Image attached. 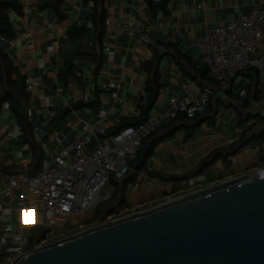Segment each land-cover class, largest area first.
<instances>
[{
    "label": "crops",
    "instance_id": "obj_1",
    "mask_svg": "<svg viewBox=\"0 0 264 264\" xmlns=\"http://www.w3.org/2000/svg\"><path fill=\"white\" fill-rule=\"evenodd\" d=\"M149 1L16 0L18 8L7 10L0 50L15 71L0 73V171L36 175L41 160L64 145L84 135H93L92 146L106 142L127 124L157 118L171 97L184 98L205 84L214 90L208 105L193 118L162 120L146 139V146L153 143L146 163L134 170V162L127 175L112 176L101 191L111 196L103 204L123 198L121 213L140 212L264 164V136L235 153L211 157L215 151L227 153L243 136L264 133V93L258 70L251 68L222 91L209 77L196 43L218 21L264 0ZM95 13L103 16V28ZM131 20L149 25L148 46L129 26ZM27 78L37 85L28 87ZM241 87L247 90V105L233 106L228 97ZM93 216L88 213L69 228L82 227ZM43 221V210L31 195L21 208L0 190V234L12 223L32 249L42 237ZM5 258L0 245V264Z\"/></svg>",
    "mask_w": 264,
    "mask_h": 264
},
{
    "label": "built area",
    "instance_id": "obj_2",
    "mask_svg": "<svg viewBox=\"0 0 264 264\" xmlns=\"http://www.w3.org/2000/svg\"><path fill=\"white\" fill-rule=\"evenodd\" d=\"M129 26L136 31L142 44L148 46L151 41L149 25L131 20ZM262 40L264 3L257 4L248 12L240 9L225 22L218 21L198 36L196 43L202 49L201 62L209 77L219 83L222 91L230 90L232 81L241 72L255 68L260 74L264 93ZM258 49L261 52L257 53ZM26 84L31 87L37 85V81L27 78ZM213 94V88L205 84L198 86L197 93L187 91L184 98L173 96L166 111L159 112L157 118L124 126L110 140L95 146H92L93 135L77 138L73 143L64 145L58 153L44 157L40 172L36 175L0 171V190L3 193L21 208L26 207V198L31 195L44 215L42 237L32 249L27 248V237L16 231L12 223L4 226L0 245L6 256L5 261L11 262L14 258L64 238V228L88 213L94 214L98 206L111 197L101 195L110 178H121L132 170V162L137 158L143 139L152 134L164 119H174L180 115L195 117L208 105ZM246 94V88L241 87L228 100L233 106H241ZM51 115L54 116L55 112H51ZM86 128L90 129L89 126ZM11 133L12 130L8 132Z\"/></svg>",
    "mask_w": 264,
    "mask_h": 264
},
{
    "label": "water",
    "instance_id": "obj_3",
    "mask_svg": "<svg viewBox=\"0 0 264 264\" xmlns=\"http://www.w3.org/2000/svg\"><path fill=\"white\" fill-rule=\"evenodd\" d=\"M150 152L146 146L134 170ZM1 264H264V168Z\"/></svg>",
    "mask_w": 264,
    "mask_h": 264
},
{
    "label": "trees",
    "instance_id": "obj_4",
    "mask_svg": "<svg viewBox=\"0 0 264 264\" xmlns=\"http://www.w3.org/2000/svg\"><path fill=\"white\" fill-rule=\"evenodd\" d=\"M149 3H150V5H152L150 1H149ZM10 8H16V9L18 8V3L16 2V0H0V33L1 32H4L8 28V22L6 20L7 19L6 12ZM93 18H94L95 22L99 21V23L101 24V26L103 28V26H104L103 16H101V18L99 19L98 16H97V13H95L94 16H93ZM102 35H103V30H101V36ZM155 60H156V58L148 64V67L149 68L151 66H154L155 65ZM3 68L5 69V72H6L7 76L10 75V74H12L13 71H15V68L13 67L12 63L10 62L8 56L6 54H4L2 52V50H0V73H1V71H2ZM251 69H255V68H251ZM156 75L153 78V82H154V88H155L156 92H158V89L160 88V83L157 80ZM23 83H25V79L23 80ZM150 83H151V81H150ZM247 102H248V96L244 98L242 105H247ZM180 116H182V115H180ZM184 116H186V115H184ZM139 123H143V122H139ZM127 125H131V124H127ZM127 125H125V126H127ZM135 125H137V124H135ZM151 135L152 134H150L149 136H151ZM149 136H147L145 139H143L142 146H144V149H142V151L140 153L138 152L137 158L132 162V165H133L134 162H136V163L138 162L139 157L141 156V154L145 150V147H146V139ZM263 136H264V133L263 132H261L259 134H256L251 139H247V140H246L245 136H243V137H241L239 140H237L232 145L231 149L227 153H220V152L215 151L211 157H213L215 159V158H218L219 155H221V154L228 155V154L235 153V152L238 151V149H240L241 147H243L246 144H248V142L250 140L255 139V138H259V137H263ZM150 146L152 147L153 146V143ZM151 147H150V149H151ZM204 166H205V163L200 166L199 171H201ZM123 207H125V203H124V199L123 198H121V200H120V202L118 204H115L114 202H109V203H104V204L101 203L98 206V208L96 209V211L94 212V216L92 217V219L90 221H92V222L93 221L94 222H103L110 215H114L116 213H119L120 210L123 209Z\"/></svg>",
    "mask_w": 264,
    "mask_h": 264
},
{
    "label": "rangeland",
    "instance_id": "obj_5",
    "mask_svg": "<svg viewBox=\"0 0 264 264\" xmlns=\"http://www.w3.org/2000/svg\"><path fill=\"white\" fill-rule=\"evenodd\" d=\"M250 145V144H249ZM264 168V164H262V165H259V166H256L255 168H253V169H247V170H249V172L248 173H246V174H251V173H253V172H255V171H258V170H260V169H263ZM126 215H128V214H125L124 212L123 213H121V212H119V213H116V214H114V216L112 215V217H108L105 221H103V222H92V221H90V222H88V223H86L85 225H83L82 227H78V228H76V229H72V228H69L68 226L66 227V228H64L63 230H62V234H64L65 236L64 237H68V236H70V235H74V234H76V233H78V232H82V231H84V230H86V229H89V228H92V227H95V226H97V225H99V224H102V223H105V222H108V221H113V220H116V219H118L119 217H123V216H126Z\"/></svg>",
    "mask_w": 264,
    "mask_h": 264
}]
</instances>
